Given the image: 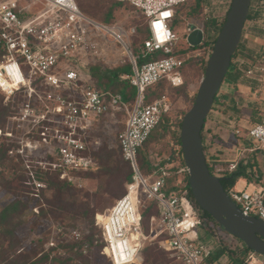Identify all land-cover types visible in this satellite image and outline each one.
<instances>
[{"label": "built area", "instance_id": "2783aa9c", "mask_svg": "<svg viewBox=\"0 0 264 264\" xmlns=\"http://www.w3.org/2000/svg\"><path fill=\"white\" fill-rule=\"evenodd\" d=\"M108 1L128 4L144 16L149 36L141 49V58H145L157 51L165 55L172 53L179 41L169 28L174 9L193 0ZM263 2L251 0L249 10L256 12ZM228 9L229 6L226 13ZM159 22L162 25L157 27ZM202 28L197 24L188 25L184 43L188 44L187 36L194 29L203 34ZM135 35L134 27L107 25L86 16L75 0H0V92L4 104L11 103V108H15L9 117L11 129L3 135L17 146L8 155L23 161L35 191L45 188L36 179L40 172L57 173L60 180L77 185L76 173L96 167L88 146V132L100 118L124 113V128L117 136V143L132 176L125 185V194L106 213L95 215L94 224L104 244L102 255L111 264L142 263L145 237L140 207L146 201H153L158 210L155 223L164 234L161 247L171 263L205 264L219 242L216 230L205 223L184 194L162 191L168 170L177 161L167 157L163 167L147 176L140 173L136 163L137 151L168 112L165 98L145 105L144 90L160 81L172 87L182 86L180 69L195 52L182 57L170 55L138 67L130 42ZM212 45L211 49L206 48V60ZM93 66L107 70L130 66L131 73L123 74L121 79L136 88L138 100L132 109L120 94L92 87L90 68ZM244 77L258 84L254 97L260 95L264 100V66L256 61L247 67ZM259 111L260 123L244 126L235 118L228 121L226 129L231 130V135L250 144L241 147L234 159L229 161L218 156L216 161L212 159L210 143L204 145L203 154L212 176L222 179L238 171L240 163L246 166L249 160L244 154L264 155V110ZM171 146L178 158L180 145ZM41 149L45 161H36L41 167L37 171L30 165L32 161L26 153ZM180 171L185 172V166ZM255 173V166L248 167L246 174L253 176L252 182L246 187L235 184L226 194L244 217L264 221V178L256 181ZM203 225L211 229L208 241L201 240ZM73 239L81 240L78 234ZM247 257L252 260L253 253Z\"/></svg>", "mask_w": 264, "mask_h": 264}, {"label": "trees", "instance_id": "16d2710c", "mask_svg": "<svg viewBox=\"0 0 264 264\" xmlns=\"http://www.w3.org/2000/svg\"><path fill=\"white\" fill-rule=\"evenodd\" d=\"M75 1L78 5L77 0ZM206 1L207 0H193L176 7L174 9V16L172 21L175 24H179V21H181L179 11L190 6L191 7L189 9V12L184 16L186 17L199 15ZM130 7L135 9L132 6ZM142 17L144 18L143 15ZM247 20H249V15L247 17ZM223 22L224 19L220 21V23L217 19H210L202 28L203 40L199 45L190 46L188 44H185V48L179 50H176V48L174 47L170 55L182 57L184 56V54L192 53L195 50H200L204 53V50L206 48L211 49V45L214 41V38L211 37V34H213V31L215 32V34L218 33ZM136 36L137 31L134 37ZM148 37L149 36L147 28L145 26L144 38L142 42L138 46L134 45V47L132 48L133 55L138 58L136 61L138 67L147 62L170 56L163 54L161 51H157L149 54L145 58H141V49L143 46V42L147 40ZM207 54L208 52L206 53V55ZM236 55L237 50L232 57L230 68L224 80V82L228 83L235 90L237 88V84L244 82L242 78L244 77V72L246 71V67L242 68L241 66H235V64H233V60ZM195 59L196 58L191 55L190 58L185 61L180 69L181 74L185 67H187L188 65H192L195 62ZM200 63H202V71L204 74L206 58L202 57L200 59ZM129 73H131L130 66H124L122 68L113 70H107L99 66H93L90 68V74L93 78L92 87L98 91H109L112 93L120 94L123 101L128 104V108L132 109L137 98L136 88L131 86L127 80L121 79V76L123 74ZM162 84L168 83L166 81H160L157 84L150 86L144 90L143 101L145 105L152 103L153 100H155L153 98L160 96V93H157V89L161 88ZM168 85L171 86L170 84ZM173 88L176 89L179 87ZM218 95L219 94H217L214 100V104L212 107L213 109L215 105L219 103ZM3 100L4 97L0 92V125H2V127L13 113L10 111L11 103L8 105H3ZM225 110L232 111L233 114L236 115H240L244 111L236 107L235 101L233 99L229 100V103L227 104ZM247 113L248 114L246 115V117L249 118L251 123L255 124L261 122L262 113L259 110H256L255 108L254 110L249 109ZM180 123L178 125L177 132L174 138L175 144L177 145H180L178 132ZM160 126L161 125L159 123L151 132L150 136L142 145V147L137 151L136 163L140 173L143 176L149 175L153 170L163 167L166 163L165 160L158 164H154L151 162L149 163L147 156L143 150V147H145L148 143L159 142L164 138V133L161 134L158 132ZM201 137L204 150L203 129L201 132ZM9 150V146H6L4 144L0 145V168H2V170L0 171V188L8 190L14 197L4 208L0 210V242H8L10 244V242L15 240V232L20 224L18 222L19 219L21 218L23 213L29 211L30 209L28 200L29 196L33 193V186L30 185L31 180L27 176L26 171L23 170L20 165L8 160L7 157ZM90 154L96 163V167L85 172H78L75 174V176L93 178L95 180H98L99 182L103 180L105 181L106 179L109 183H111V181H116L119 188L118 191L113 195L115 201L120 199L125 194V190H123L122 188L125 183L130 181L132 170L130 165L122 159L118 143L116 149L101 145L96 149H92ZM169 157L172 161H177L178 164L172 166L168 170L169 176L165 180V186L162 191L166 194H184L196 208L199 216L203 220H205V223L218 231L222 237L219 238V242L215 245V248L211 252L205 264H243L244 258L248 256L249 253L253 252L246 248L239 240L224 233V231L213 221V219L208 214L201 211L200 208L196 205L189 189L188 175L186 171H180L182 168H184L181 150L178 158H175L173 150L170 152ZM253 165L254 163H248L244 167L248 168L252 167ZM254 176L256 177V181H259L263 178V173L260 169L256 168V173L254 174ZM241 178H244L248 183H250L252 182L253 176H249L240 169L231 175L225 176L221 179V184L224 191L227 192L228 188L233 187ZM36 179L37 181L42 182L46 186V189L51 192V197L46 199V205L48 206V208L45 210H39L38 217H36L37 220L39 218H51L60 223L64 221L76 222L78 220H83L88 225V233L78 242H70L66 244L58 243L55 247L50 248L48 251H44L42 253L39 251L41 245L39 243L33 244L29 248L28 253L21 254L16 259H7L2 264H111V262L104 255L100 254L103 245L98 244V241L95 240V229L93 227L94 208L91 207V195L88 192H84L82 189L77 188V186L72 183L60 180L57 173L40 172L38 175H36ZM21 182L22 184H20ZM21 198H24L26 200L22 201L20 200ZM157 211L158 210L156 204L153 201H146L144 206L140 207L142 229L146 228V222L148 221L149 217L154 212L157 213ZM208 226H201V229L203 230L200 232L202 241H208L211 237V229ZM83 245L88 246V249L86 251L87 254H82ZM58 249L68 251L70 254H58L57 257H54L52 259L51 253ZM162 253L163 252H161L157 247L143 248L141 251L143 258L141 264H171V260L167 259L165 257V254Z\"/></svg>", "mask_w": 264, "mask_h": 264}, {"label": "rangeland", "instance_id": "374dc122", "mask_svg": "<svg viewBox=\"0 0 264 264\" xmlns=\"http://www.w3.org/2000/svg\"><path fill=\"white\" fill-rule=\"evenodd\" d=\"M77 2L81 11L95 21L105 23L107 25L117 23L123 25L125 29L134 27L137 31V36L131 38L130 40L132 48L134 45L138 46L142 42L146 21L139 11L126 4L114 3L107 0H77ZM230 2L231 0H207L203 5L201 13L197 16H184L189 12L191 6L180 10V23L175 24L172 21V23L169 24V28L179 37V41L175 46L176 50L185 48L184 36L186 35L187 25L197 24L199 27H204L206 22L210 19H217L220 23L225 16ZM255 13L256 14L251 16V19L247 23L244 37L241 38L237 49V55L235 60H233V64H235V66H241L242 68L246 67V70L249 65L255 64L256 61H259L260 65L264 66V2L259 5V8ZM216 36L217 33L215 34L213 31L211 37L215 40ZM194 52L195 53H193L192 56L196 58L195 62L192 65L185 67L182 72L183 85L175 89L168 84H162V87L157 89V93H160V96L153 98L155 100L165 98L166 104L168 105V112L163 116L160 122L161 126L158 129L159 133H164V138L159 142H150L143 147L149 163L158 164L164 161L165 158L169 157L170 152L173 150L171 145L175 144L174 138L178 125L185 113L193 104L194 97L203 78V67L202 63H200V59L202 57L206 58V53L208 51L205 49L204 53L200 50H195ZM124 60L127 62L126 57ZM241 61H243V63H240ZM242 79L248 82H253V79H247L245 77ZM226 87H228L227 83L223 82L220 88L221 92L219 91V102L220 96H223L224 92H229L230 94V91L226 90ZM231 91L230 96L240 100V106L244 105L241 110L244 111L242 114L236 115L233 114L232 111L225 110L227 104L229 103L228 101L223 105L220 103L216 104L214 110L219 112V114L216 115V121L220 122H218V127L226 129L228 121L233 120V118H236V120H238L237 118L241 119V124H253L249 118L246 117V115L248 114L247 112L249 109L254 110V108H257V110H264V100H262V96L257 95L255 98L251 94H247L245 97H240V95L237 94V89L235 90L231 88ZM3 105H5L4 100ZM14 109L11 108L10 111L14 112ZM125 118L126 116L124 113L100 118L88 132L89 148L92 150L101 145H105L108 148L116 149L117 136L123 129ZM10 129L11 123L9 119H7L3 127L0 125V131L2 132V135L0 136V145L4 144L9 146L10 150H13L16 149L17 146L11 143L9 139L3 135L4 132L10 131ZM226 131L228 135L232 136L230 129H226ZM222 143L224 142H221L220 144ZM219 149H224L225 153L222 151L219 152L222 155H225L226 153L228 155L231 154L228 151L229 148H227L226 151V148L220 145ZM43 151L44 150L41 149L26 153L27 158L32 161L30 162V165L36 167L37 171L40 170L38 168L41 167L36 164V161H45ZM245 156H251V158L256 161L263 159V155L261 153H255L253 155L245 154ZM7 158L13 163L20 165L23 170L26 171L24 163L20 158L19 160L10 155H8ZM225 158L226 157L223 159ZM262 165V167H264L263 163ZM259 166L261 167L260 164ZM1 170L2 168H0V171ZM75 179L78 182L76 185L77 188L82 189L84 192H88L92 197L91 207L94 208L93 227L95 229V240L98 241V244L104 245L100 238L99 230L95 227L94 218L95 215L106 213L113 205L115 201L113 194L118 191V184L116 181H111V183H109L106 179L105 181L103 180L99 182L93 178L82 176H78ZM20 184H22V182ZM125 185L126 183L123 185V190H125ZM7 191L8 190L6 189L0 188V210L14 198L11 193ZM32 192L33 193L29 196L28 200L30 209L29 211L23 213L18 221L20 224L15 232V240L10 242V244L8 242H0V264L7 259H16L21 254L28 253L29 248L33 244L39 243L41 245L39 251L42 253L55 247L58 243L66 244L76 242L74 241L75 239H73L74 234H78L79 238H83L88 233V225L83 220H78L76 222L64 221L62 223L51 218H39L37 220L36 217H38L39 210H45L48 208L46 205V199L51 197V192L46 189V186L40 191H35L33 189ZM20 200L23 201L26 199L21 198ZM156 219L157 213L154 212L146 222V228L142 229L145 237L143 248L157 247L161 252H163L162 254H165V257L169 259L168 253L161 247V242L164 240V234L162 233V230L157 227L155 223ZM201 231L203 230L201 229ZM216 233L218 238H222L218 231H216ZM50 244H52V247ZM87 249L88 246L83 245L82 250H84V252H82V254H87ZM58 254L70 253L68 251L58 249L51 253L52 259L57 257ZM100 254L102 253L100 252ZM246 261L249 263L254 261L253 264H264V257L253 253L252 260H249L246 256L243 263H246Z\"/></svg>", "mask_w": 264, "mask_h": 264}, {"label": "water", "instance_id": "95a60500", "mask_svg": "<svg viewBox=\"0 0 264 264\" xmlns=\"http://www.w3.org/2000/svg\"><path fill=\"white\" fill-rule=\"evenodd\" d=\"M250 4L251 0H231L206 60L203 78L193 104L181 119L179 142L189 189L196 205L224 233L242 242L253 253L264 257V221L244 217L224 191L221 178L211 175L203 154L201 137L207 115L212 110L241 41ZM202 39V32L194 29L187 36V43L197 46Z\"/></svg>", "mask_w": 264, "mask_h": 264}, {"label": "crops", "instance_id": "0c3cea01", "mask_svg": "<svg viewBox=\"0 0 264 264\" xmlns=\"http://www.w3.org/2000/svg\"><path fill=\"white\" fill-rule=\"evenodd\" d=\"M255 14L256 13L253 10H249V14H248L249 20L251 19V16H253ZM249 20H247L245 23L243 33H242V38L244 37L245 29H246V26H247V23ZM227 86L228 87H226V90L230 91V94H231V92H232L231 88L232 87L228 83H227ZM257 88H258V84L255 81L248 82V81L244 80V82L237 84L236 89H237V94H239L240 97H245L247 94H251L254 97V93L257 90ZM230 94H229V92H224L223 96H220V102L219 103L224 104L227 101L229 102L230 99H233L235 101L236 107L238 109H243L244 105L240 106V104H239L240 100H238L234 97H231ZM255 109L257 110V108H255ZM217 114H219V112L213 110L211 115H209V117L205 121L204 128H203L204 145L207 142L210 143V152H211L212 158H215L214 160L217 161L218 156H220V157L222 156L221 158L226 157L225 159L230 161L231 159H234L235 157H237L240 154V151H241L240 148L241 147H243V146L248 147V146H250V144L248 142H246L244 139L228 135L226 129H222L221 127H218L219 121L218 122L216 121L217 120V116H216ZM237 119H238L237 121L240 122L239 125H244V126L252 125V124L248 125L246 123L241 124L242 120L239 118H237ZM221 142H224V143L220 144ZM220 145L223 146L224 148H226V151H227V148H229L228 151L231 153V154H229L230 156L227 153L225 154L226 156L219 153L221 151L223 153H225L224 149H222V150L219 149ZM253 154H255V153L248 154V155H253ZM247 157H248L250 164L254 163L253 166H255V168H258L262 171L263 178H264V167H262L263 166L262 163L264 164V155H263V159L258 160V161L252 159L251 156H247ZM259 164L261 165V167L259 166ZM244 166L245 165L240 163L238 170L240 169V170L244 171V173H246L247 168H245ZM247 184H248V182L244 178H241L236 182L237 187H246ZM253 262L254 261H252V264H253Z\"/></svg>", "mask_w": 264, "mask_h": 264}, {"label": "bare ground", "instance_id": "6f19581e", "mask_svg": "<svg viewBox=\"0 0 264 264\" xmlns=\"http://www.w3.org/2000/svg\"><path fill=\"white\" fill-rule=\"evenodd\" d=\"M162 25V22H159L156 26L159 27ZM131 183V182H130Z\"/></svg>", "mask_w": 264, "mask_h": 264}]
</instances>
